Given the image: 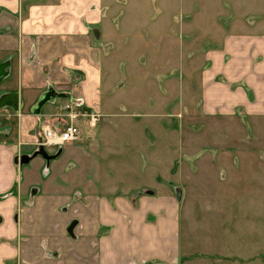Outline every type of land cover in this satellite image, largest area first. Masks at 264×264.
<instances>
[{
  "label": "crops",
  "instance_id": "crops-1",
  "mask_svg": "<svg viewBox=\"0 0 264 264\" xmlns=\"http://www.w3.org/2000/svg\"><path fill=\"white\" fill-rule=\"evenodd\" d=\"M202 2L209 14L179 16L177 23L167 14L142 17L139 28L144 33L139 34L134 19L118 11L122 0H0V264L185 262L178 243L179 191L173 185L179 159L166 163L160 157L161 150L179 143L177 138L167 147L164 138L179 127L175 118L186 112L184 100L179 88L170 96L164 92L154 97L146 87L142 98H123L119 89L127 88V77L132 91L140 75L153 88L154 74L148 69L153 65L139 64V69L146 68L144 75L112 55L120 46L151 54L156 29L168 34L178 30L204 55L198 115L264 119V32H229V0ZM142 22L150 25V33ZM154 22L164 29L154 28ZM68 102L97 115V123L89 126L81 117L77 141L39 145L43 126L63 129ZM171 118L178 124L172 131L164 122ZM119 129L136 156L148 158L139 171L146 175L145 183L127 193L112 190L108 142L113 134L119 136ZM137 132L146 135V143L148 137L161 142L159 149L131 142ZM102 157L110 161L105 169ZM136 165L130 167L134 174Z\"/></svg>",
  "mask_w": 264,
  "mask_h": 264
},
{
  "label": "rangeland",
  "instance_id": "rangeland-1",
  "mask_svg": "<svg viewBox=\"0 0 264 264\" xmlns=\"http://www.w3.org/2000/svg\"><path fill=\"white\" fill-rule=\"evenodd\" d=\"M122 1L124 4L119 3L118 11L122 17L134 19L133 25L137 24L134 29L139 34L144 33L139 28L142 17L167 14L177 23L179 16L200 17L209 14L203 0H165V7L163 0ZM184 1L185 5L182 6ZM229 3V32H264V0H229ZM246 18L254 21L252 26L245 24ZM142 23L146 24V30L150 33V25ZM153 24L154 28L164 29L158 22ZM132 36L138 40L137 35ZM153 36L156 43L153 53L129 52L127 47L120 46L112 57L115 61L128 64L132 71L143 72L144 75L146 68L139 69V64L148 62L153 65V69L148 67L154 74L153 88L149 86L150 83L146 85L144 76L140 75L132 91L127 77L124 80L127 88L119 89L123 98H142L148 90L149 95L154 97L164 92L170 96L179 88L178 96L184 100L186 112H179L180 117L175 118L179 121L176 128L179 133L164 138L167 147L177 138L179 143L175 149L171 147L167 152H162L160 148L163 162L170 161V158L172 161L179 159V176L173 185L179 191L178 243L185 261L181 264H264V119L248 122L241 118L211 119L199 116L200 77L205 64L204 55L196 51L199 45L192 38L188 40L187 35L182 37L178 30L168 34L166 30L156 29ZM181 41L187 42L186 48L180 47ZM134 49L132 47L131 50ZM124 73L123 68V77L126 76ZM173 86V89L167 90ZM175 96L177 105V92ZM173 119L164 121L169 123L171 131L175 123L178 125L177 120ZM123 131L121 129L116 138L113 134L108 143L113 151L112 190L127 193L130 188L145 183L146 175H140L139 171L143 158H148L144 153L136 156L137 151L129 144V138H120ZM145 136L137 132V137L130 141L139 145L153 144L155 148L152 150L157 151L161 142L148 137L146 143ZM105 153L108 154V150ZM134 160H137L135 163L138 167L135 174L131 171L135 167ZM109 162L107 157H102L104 169ZM167 168L171 169V166ZM145 190L154 193L151 189Z\"/></svg>",
  "mask_w": 264,
  "mask_h": 264
},
{
  "label": "built area",
  "instance_id": "built-area-1",
  "mask_svg": "<svg viewBox=\"0 0 264 264\" xmlns=\"http://www.w3.org/2000/svg\"><path fill=\"white\" fill-rule=\"evenodd\" d=\"M65 118L67 120L65 126L61 130L53 129L49 126H43L40 132L39 145L50 148L59 147L68 143H73L80 138L81 131L78 125V119L86 117L89 126H94L98 121L97 115L86 114L81 111L79 104L68 102L63 106Z\"/></svg>",
  "mask_w": 264,
  "mask_h": 264
}]
</instances>
